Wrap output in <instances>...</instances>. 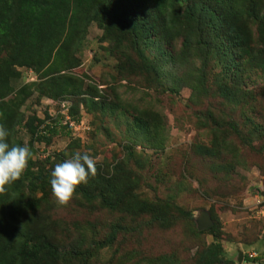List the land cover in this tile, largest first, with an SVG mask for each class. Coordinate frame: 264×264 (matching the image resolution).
Instances as JSON below:
<instances>
[{
	"label": "rangeland",
	"instance_id": "374dc122",
	"mask_svg": "<svg viewBox=\"0 0 264 264\" xmlns=\"http://www.w3.org/2000/svg\"><path fill=\"white\" fill-rule=\"evenodd\" d=\"M198 9L181 3L174 33L146 7H104L63 51L73 88L54 99L39 85L51 66L2 47L0 16V124L31 152L22 204L0 194V235L22 228L61 252L39 264H250L242 251L264 264V33L247 19L250 46L236 48L237 33L209 32ZM65 115L88 128L65 129ZM76 151L97 159V175L61 207L51 172Z\"/></svg>",
	"mask_w": 264,
	"mask_h": 264
},
{
	"label": "trees",
	"instance_id": "16d2710c",
	"mask_svg": "<svg viewBox=\"0 0 264 264\" xmlns=\"http://www.w3.org/2000/svg\"><path fill=\"white\" fill-rule=\"evenodd\" d=\"M188 2L198 3V11L205 13L207 22H210L209 32L216 31L220 26L227 33H237L240 39L236 48L242 49L244 46H250L248 43L251 37L250 28L242 26V23L247 22V19L258 24L257 27L261 28L264 33V0H103L101 2L98 0H0V16H4L5 19L2 22L7 25V34L2 35L4 38L2 47L7 50L17 49V51L11 52L19 57L30 52L29 58H33L37 63L50 65L51 76L47 79L43 78L39 85L45 90L43 94L54 99L57 95L69 93V90L73 88L71 77L68 73L66 74L73 67V58H66L64 52L72 42L78 43L83 38L89 22L101 21L104 7L112 9V4H115L120 12L125 9L143 10L146 7L155 13L156 24L160 22L162 27L169 30L173 28L172 31L176 33L178 30L176 27L177 13L180 4ZM183 10L186 16L196 13L187 7H184ZM11 17L10 23L8 18ZM7 21L9 22L7 23ZM222 21L227 25L221 23ZM0 28L4 29L2 25ZM24 34L27 38H32L29 42V51H19L23 44L21 36ZM2 64L3 62H0V67ZM66 76L69 79L65 84L55 86L54 81H57L58 78L62 80ZM1 105L2 102H0V121H6L9 116L8 113L6 116ZM3 106L5 105L3 104ZM73 119L80 118L74 117ZM62 121L63 116L59 124L65 129H70ZM229 128L239 137L240 131L234 123L230 122ZM51 129L50 127L49 132ZM20 182L19 179L7 188L11 194V196L7 195L9 196L10 210H17V207L22 204L19 201ZM262 186L264 189V183ZM11 197L14 198L10 199ZM11 237L14 239L10 240ZM42 251H44L42 254L52 260L61 256V252L49 244L33 241L31 234L23 231L22 228L15 231L8 230L4 235H0V264H19L24 261L28 264H39V254ZM208 254L215 258V255L220 252L213 248L208 251ZM240 261L241 263L257 264L259 260L257 256L249 258L242 251Z\"/></svg>",
	"mask_w": 264,
	"mask_h": 264
},
{
	"label": "clouds",
	"instance_id": "9594fccd",
	"mask_svg": "<svg viewBox=\"0 0 264 264\" xmlns=\"http://www.w3.org/2000/svg\"><path fill=\"white\" fill-rule=\"evenodd\" d=\"M8 135V130L0 124V194H4L9 186L22 177L31 156L27 146L10 147L6 142ZM96 163L97 159L89 153L81 154L76 151L70 159L55 165L51 172L50 186L54 202L58 206H67L73 199L77 186L86 185L90 176L94 178L97 175Z\"/></svg>",
	"mask_w": 264,
	"mask_h": 264
},
{
	"label": "built area",
	"instance_id": "2783aa9c",
	"mask_svg": "<svg viewBox=\"0 0 264 264\" xmlns=\"http://www.w3.org/2000/svg\"><path fill=\"white\" fill-rule=\"evenodd\" d=\"M65 105H67V103L62 101L61 102V106H65ZM62 123L67 125L71 129L80 128L82 130H86L88 128V123L86 121H84L82 118H80L78 120H74V119L70 118L68 115L63 116ZM246 255L249 258H253V257L256 256V254L254 252H252V251L246 252Z\"/></svg>",
	"mask_w": 264,
	"mask_h": 264
},
{
	"label": "water",
	"instance_id": "95a60500",
	"mask_svg": "<svg viewBox=\"0 0 264 264\" xmlns=\"http://www.w3.org/2000/svg\"><path fill=\"white\" fill-rule=\"evenodd\" d=\"M205 220H207V219L205 218V219H203V221L200 222L201 225L204 224L205 222H207V221H205ZM237 259H238V261L241 260V252H238V253H237Z\"/></svg>",
	"mask_w": 264,
	"mask_h": 264
}]
</instances>
